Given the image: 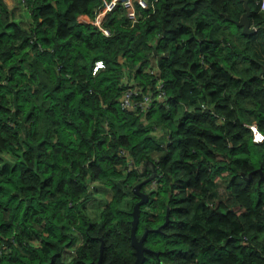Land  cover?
I'll return each instance as SVG.
<instances>
[{
    "label": "trees",
    "instance_id": "obj_1",
    "mask_svg": "<svg viewBox=\"0 0 264 264\" xmlns=\"http://www.w3.org/2000/svg\"><path fill=\"white\" fill-rule=\"evenodd\" d=\"M109 1L23 0L24 29L0 0V264H94L100 242L101 264H131L137 184L141 264H264V9L247 0L251 34L241 0H147L133 19L117 2L107 34L77 20ZM156 81L164 98L120 108Z\"/></svg>",
    "mask_w": 264,
    "mask_h": 264
},
{
    "label": "built area",
    "instance_id": "obj_2",
    "mask_svg": "<svg viewBox=\"0 0 264 264\" xmlns=\"http://www.w3.org/2000/svg\"><path fill=\"white\" fill-rule=\"evenodd\" d=\"M21 6H23V0H19ZM117 2L121 5L123 8L125 15L129 19L134 18L135 14V8L134 4L138 5L140 8H145L147 6V0H110L109 2L105 3L104 6L96 11L93 18H88L85 15L83 18L86 19L87 23H91L95 25L97 28H99L104 34H107V30L104 29L101 26V22L112 6H114ZM258 6L260 9H264V0H257ZM253 30H255L254 25H249ZM102 64L100 61H96L94 68L101 67ZM155 63L153 62L149 64L147 67V72L149 74L153 73L155 71ZM156 98H164V93L162 91V85L160 81H156L154 88L151 91L141 92L138 88H134L132 86L126 87L119 98V106L121 109H129L133 108L137 113L141 114L144 113L150 106L151 102L155 100ZM248 127L251 130V140L255 143H259L262 141V134L256 129V127L253 124L248 125ZM120 154H123V152H120ZM129 161V160H128ZM130 166V162H128V167Z\"/></svg>",
    "mask_w": 264,
    "mask_h": 264
},
{
    "label": "water",
    "instance_id": "obj_3",
    "mask_svg": "<svg viewBox=\"0 0 264 264\" xmlns=\"http://www.w3.org/2000/svg\"><path fill=\"white\" fill-rule=\"evenodd\" d=\"M241 2H242L243 11L240 14V16L238 17V19L234 20L233 23L235 26H238L241 28L242 33L251 34L254 32V30L249 26V21H248L249 8L247 6V0H241ZM257 170L260 173V169L257 168ZM260 178L264 179V177H262L261 173H260ZM138 186L139 185L137 184L132 188V190L134 191V193L136 194L138 199L133 203L132 208H131V212H130L131 213V220H130L129 240H130V245L133 249V255H134V259H133L131 264H141L143 261V258H144L143 252L144 251H150L148 248H146L145 246L142 245V239L144 238L148 229H145L142 232V234L140 235V237L135 236V227H136L137 219H138L139 206L141 204H143L147 199V195L145 193L137 190ZM161 226H162V224L153 230L157 231V230H159V228ZM102 246H103V243L100 242L99 247H98V256H97L96 262L94 264H101ZM155 254H156V252H155ZM105 264H111V263L107 262Z\"/></svg>",
    "mask_w": 264,
    "mask_h": 264
},
{
    "label": "crops",
    "instance_id": "obj_4",
    "mask_svg": "<svg viewBox=\"0 0 264 264\" xmlns=\"http://www.w3.org/2000/svg\"><path fill=\"white\" fill-rule=\"evenodd\" d=\"M6 8L9 10L11 17L14 22L18 23L20 27L28 29L30 26L29 12L21 6L19 0H2ZM78 19H83V16L79 15ZM77 19V20H78ZM259 33L253 39V50L256 55L260 56L262 62L264 63V23L261 25ZM255 31V30H254ZM262 81L264 86V72L262 73ZM108 197L107 194L104 195ZM110 199L107 198L106 201Z\"/></svg>",
    "mask_w": 264,
    "mask_h": 264
},
{
    "label": "rangeland",
    "instance_id": "obj_5",
    "mask_svg": "<svg viewBox=\"0 0 264 264\" xmlns=\"http://www.w3.org/2000/svg\"><path fill=\"white\" fill-rule=\"evenodd\" d=\"M78 19V18H77ZM78 21H80V22H86V19L85 18H83V19H78ZM150 130H152L154 133H159V131H158V129L156 130H154L153 128L152 129H150ZM102 191V190H101ZM100 190H99V193H97V197L95 198L96 200L95 201H93L91 204H90V209H91V211H92V213H91V215H92V217H94V218H97V216H98V214H99V211H100V209H101V205H103L104 204V202L107 200V198H109V194H107L108 195V197H105L103 194H102V192H101ZM102 195V198H100L99 199V197ZM104 196V197H103Z\"/></svg>",
    "mask_w": 264,
    "mask_h": 264
}]
</instances>
